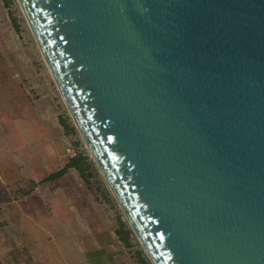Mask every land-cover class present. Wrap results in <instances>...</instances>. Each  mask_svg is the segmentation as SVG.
<instances>
[{
    "label": "water",
    "instance_id": "water-1",
    "mask_svg": "<svg viewBox=\"0 0 264 264\" xmlns=\"http://www.w3.org/2000/svg\"><path fill=\"white\" fill-rule=\"evenodd\" d=\"M152 264H264V0H17Z\"/></svg>",
    "mask_w": 264,
    "mask_h": 264
},
{
    "label": "rangeland",
    "instance_id": "rangeland-1",
    "mask_svg": "<svg viewBox=\"0 0 264 264\" xmlns=\"http://www.w3.org/2000/svg\"><path fill=\"white\" fill-rule=\"evenodd\" d=\"M75 156L86 157L84 177L69 168L45 181ZM0 264H152L75 128L17 0H0Z\"/></svg>",
    "mask_w": 264,
    "mask_h": 264
},
{
    "label": "trees",
    "instance_id": "trees-1",
    "mask_svg": "<svg viewBox=\"0 0 264 264\" xmlns=\"http://www.w3.org/2000/svg\"><path fill=\"white\" fill-rule=\"evenodd\" d=\"M86 160V157L83 156H75L73 158H71L68 163L58 172L54 173V174H50L45 181H55L57 179H59L60 177H62L69 168H74L76 169L79 174L81 175V177H84V166H83V162ZM121 239L123 240V238L121 237Z\"/></svg>",
    "mask_w": 264,
    "mask_h": 264
},
{
    "label": "crops",
    "instance_id": "crops-1",
    "mask_svg": "<svg viewBox=\"0 0 264 264\" xmlns=\"http://www.w3.org/2000/svg\"><path fill=\"white\" fill-rule=\"evenodd\" d=\"M27 134H29V136L31 137V139L33 138V137H35V133L32 131H28V133ZM39 144L37 143V146H38ZM70 170V169H69ZM70 172H66L61 178H63V177H65V176H67L68 174H69ZM57 181V180H56Z\"/></svg>",
    "mask_w": 264,
    "mask_h": 264
},
{
    "label": "built area",
    "instance_id": "built-area-1",
    "mask_svg": "<svg viewBox=\"0 0 264 264\" xmlns=\"http://www.w3.org/2000/svg\"><path fill=\"white\" fill-rule=\"evenodd\" d=\"M67 152H68V153H71V150H70V149H67ZM72 155H74V154H72Z\"/></svg>",
    "mask_w": 264,
    "mask_h": 264
}]
</instances>
